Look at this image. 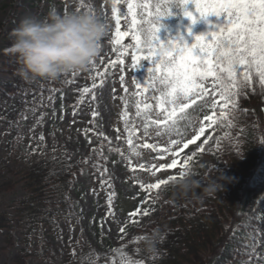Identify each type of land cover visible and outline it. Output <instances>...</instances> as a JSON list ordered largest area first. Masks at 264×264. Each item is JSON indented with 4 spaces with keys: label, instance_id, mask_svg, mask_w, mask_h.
I'll return each instance as SVG.
<instances>
[{
    "label": "rangeland",
    "instance_id": "rangeland-1",
    "mask_svg": "<svg viewBox=\"0 0 264 264\" xmlns=\"http://www.w3.org/2000/svg\"><path fill=\"white\" fill-rule=\"evenodd\" d=\"M86 1L94 14L108 24L100 54L96 58V66L89 64L85 69L75 71L74 76L71 75L72 72L64 74L61 84L52 85L49 94L35 96L34 110L28 112L20 121L18 133L13 139L11 128L0 114V210L7 212L14 224L11 237L7 238L6 229L0 231V264H15V257L21 249L28 250L24 264H39L44 259L53 264H65L71 254L90 260L92 264H122V258L132 259L122 248L133 243L140 250L143 240L137 237H143L155 228L161 229L164 235L171 227L167 219L173 212L183 208L192 210L201 207V199L213 191L205 192L204 187L215 182L214 189L220 183L223 170L229 164L217 143L220 136L225 135L235 148H240L238 136L242 126L236 130L231 123L228 129H217L215 124L203 119L205 115L213 116V119L219 118V112L213 114L210 107L201 109L193 106L188 110L192 122L190 125H186V122L180 123L183 138L177 135L156 137L154 131L149 129L152 138L141 139L145 120L143 115H136V105L142 98L135 94L134 77L140 83H145L152 64L148 60L141 61V67L133 69L131 56L125 55L122 57L123 64L118 63L115 68L108 66V61L116 60L119 55L113 51L118 46L111 43L115 32L113 0H0V52L1 32L11 19L16 28L29 16L45 19L52 11L65 15V9L70 13L76 8L83 13L89 10ZM127 4L128 0H119L116 6V15L121 17L122 31L127 30ZM194 7V4L189 3L188 10L197 17L195 24L178 9H173V15L162 19L163 26L159 32L161 41L167 43L170 39L183 36L191 45L197 35L214 31L218 25L224 23L223 17L215 15L200 18ZM139 11L137 9L138 14ZM2 24L6 25L3 27ZM12 37L15 39L13 35ZM125 43L131 44V37L125 38ZM4 54L9 55V52L5 51ZM100 56L104 57V64H101ZM6 60L0 57V84L12 79L4 65ZM105 67L108 68L105 83L99 86L100 80L95 77V72H103ZM122 74L125 76L124 85L119 79ZM36 79L38 78L28 80ZM94 79L98 87L94 89L93 101L92 93H85L83 89L91 88ZM124 86L129 90L127 93L123 91ZM29 93L28 88L24 94ZM12 97L15 98V94ZM147 103L155 105L153 100ZM4 107L6 104L0 98V109ZM243 107L239 102L238 109ZM243 110H248L255 125L260 119L264 121V99L255 101ZM93 111L98 113L95 118L92 116ZM155 111L157 109L154 107L152 119L156 118ZM126 124L129 129H138L132 137L134 144L142 145L146 141L149 144H159L161 151L171 148V152L158 157L151 149L141 147L137 149L140 155H134L127 144ZM88 129L92 131L86 135ZM101 132L108 137V141L98 135ZM41 135L43 140L40 139ZM172 139L179 140L180 143L171 145ZM185 144L188 146L184 147ZM173 159L177 161L175 167L161 168L155 176L138 167L140 164H145L146 168L150 164L159 167L161 164H170ZM67 160L81 162V167L72 174L71 186L67 191L70 207L76 217L54 218V225L51 226L40 219L33 223L35 214L20 204V200L26 196L23 182L18 179L21 177L20 172L40 162H44L50 172H55ZM105 168L107 172L102 175ZM182 172L200 182L201 186L195 189L194 194H179L173 181L162 185L160 189H153L150 193L140 188L141 183H156L159 179L167 180L169 176H175L176 181L181 180ZM102 180L108 181V184L102 187ZM52 187L53 185L49 186L45 192V207H50L57 201ZM110 191L115 192L111 206L115 216L108 214L107 199ZM145 200L148 201L147 204L144 203ZM262 203L264 192L251 212V216H256L259 222L257 245L252 248L251 255L237 257L231 264H264ZM137 208L141 212L145 208L151 211L148 216L138 217L139 223L133 224L129 221L128 213ZM120 227L125 228L124 233L119 232ZM100 256L109 258L97 263Z\"/></svg>",
    "mask_w": 264,
    "mask_h": 264
},
{
    "label": "snow or ice",
    "instance_id": "snow-or-ice-1",
    "mask_svg": "<svg viewBox=\"0 0 264 264\" xmlns=\"http://www.w3.org/2000/svg\"><path fill=\"white\" fill-rule=\"evenodd\" d=\"M118 3L119 0L112 2L115 32L111 43L118 46L113 48V51L119 55L116 60H109L108 66L115 68L118 63L123 64L122 57L125 55L131 56L133 69L141 67V61L148 60L152 64L145 83H140L134 77L135 94L142 98L136 105V115H143L145 120L141 139L152 138L149 129L154 131L156 137L177 135L183 138L180 123L191 124L192 117L188 110L193 106H199L201 109L210 107L213 114L218 111V119H213V116L209 115H205L203 119L208 120L210 124H216L217 127L221 123L227 125L230 120L235 119L239 100L243 95H247L246 90L250 87L254 90L257 81L260 87L264 88V0H155L154 3L152 0L142 2L128 0V20L125 25L127 30L124 31L121 30V17L116 15ZM189 3L194 4V10L200 18L215 15L223 17L224 23L218 25L214 31L197 35L191 45L183 36L170 39L167 43L161 41L159 36L163 26L161 21L173 15V9L182 11L184 16L191 19L192 24L197 23V17L188 10ZM178 4L180 6H177ZM137 9L140 10L139 14ZM74 12H80L79 8ZM83 13L95 15L91 6ZM67 14L69 12L65 9V15ZM188 31L191 34V28ZM127 37H131V44L125 43ZM100 62L104 64L103 56H100ZM90 64L95 67L96 59ZM107 71L108 68L105 67L103 72L99 70L95 72V77H99L100 80L99 86L104 85ZM75 74V71L71 73L73 76ZM119 79L124 85L125 76L122 74ZM96 87L98 85L94 79L91 88L83 89L85 93H92L93 101ZM123 91L127 93L129 90L124 86ZM149 100L155 101V105L147 103ZM201 101L202 104L198 103ZM154 107L157 109L154 113L156 118L152 119ZM73 114L75 115V111ZM97 115L98 113L93 111V118ZM89 131L92 129L86 130L85 134L87 135ZM125 131L128 132L127 144L130 151L136 156L140 155L137 149L141 147L151 149L158 157L171 152V148L161 151L159 144H149L146 141L142 145L134 144L132 137L138 129L135 127L129 129L126 124ZM200 131H203V124ZM98 135L108 141V137L102 132ZM40 139H44L43 135ZM179 143V140H170L171 145ZM115 150L120 152L119 148ZM176 164L177 161L173 159L170 164H161L159 167L156 164H150L147 168L145 164H140L138 167L155 176L161 168H173ZM106 172L107 169H103L102 175ZM184 175L186 173L182 172L180 178L183 179ZM176 179L175 176H169L167 180L159 179L156 183L147 185L141 183L140 188L150 193L169 181L175 182ZM105 184H108V181L102 180L101 186ZM114 197L115 192L110 191L107 199L109 216H115L111 207ZM144 203L147 204L148 201L145 200ZM150 211L149 208H145L141 212L140 208H137L128 213L129 221L133 224L139 223L138 217L148 216ZM119 232L124 233L125 228L120 227ZM137 239L144 240L145 236ZM122 264H144V261L122 258Z\"/></svg>",
    "mask_w": 264,
    "mask_h": 264
},
{
    "label": "trees",
    "instance_id": "trees-1",
    "mask_svg": "<svg viewBox=\"0 0 264 264\" xmlns=\"http://www.w3.org/2000/svg\"><path fill=\"white\" fill-rule=\"evenodd\" d=\"M86 6H89L87 1ZM7 25L1 32L0 57L7 59L4 65L12 79L0 84V98L6 104V107L0 109V114L11 128L13 139L18 133L20 121L34 110V97L49 94L51 86L60 85L64 75L56 80L38 78L31 81L22 78L18 74L21 62L10 51L14 43L13 19ZM5 51L9 55H5ZM28 88L30 93L25 95ZM246 91L247 95L239 100L243 108L264 99V88L260 87L258 81L254 84V90L250 87ZM243 108L237 109L235 119L230 120L229 124L221 123L219 127L215 124L217 129H228L231 123L236 130L242 126L238 136L239 149L225 135L218 138V145L229 161L220 183L201 199V207L192 210L183 208L169 216L167 220L171 227L163 235L159 255H146L142 248L138 250L133 243L122 248L133 261L143 260L144 264H231L237 257L251 255L252 248L258 243L259 229L258 219L251 216V212L264 192V121L260 119L255 125L251 114ZM80 167V161L67 160L57 171L50 172L48 166L40 162L20 172L21 177L18 179L23 182L26 190V196L20 200V204L35 214L33 223L40 219L51 226L54 225V218L76 217L70 207L67 191L71 186L73 172ZM51 185L57 201L45 207V192ZM13 227L10 215L0 210V231L6 229L8 238L11 237ZM27 254L28 250L21 249L15 257V264H24ZM107 258L109 256H100L96 262L102 263ZM39 264L53 263L44 259ZM65 264H92V261L71 254Z\"/></svg>",
    "mask_w": 264,
    "mask_h": 264
},
{
    "label": "clouds",
    "instance_id": "clouds-1",
    "mask_svg": "<svg viewBox=\"0 0 264 264\" xmlns=\"http://www.w3.org/2000/svg\"><path fill=\"white\" fill-rule=\"evenodd\" d=\"M107 31L108 24L96 15L52 11L45 19L38 16L23 19L13 29L15 39L10 51L21 62L18 74L22 78L56 80L65 73L85 69L96 59ZM214 183L205 186L204 191H212ZM175 186L179 194L187 196L201 185L186 174L175 181ZM162 240V230L153 229L145 235L142 251L149 256L159 255Z\"/></svg>",
    "mask_w": 264,
    "mask_h": 264
}]
</instances>
